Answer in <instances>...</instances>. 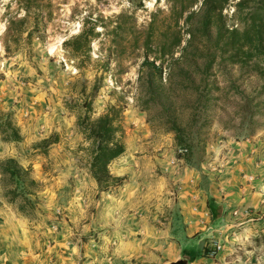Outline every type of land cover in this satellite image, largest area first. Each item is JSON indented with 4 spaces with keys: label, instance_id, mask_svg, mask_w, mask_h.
<instances>
[{
    "label": "rangeland",
    "instance_id": "rangeland-1",
    "mask_svg": "<svg viewBox=\"0 0 264 264\" xmlns=\"http://www.w3.org/2000/svg\"><path fill=\"white\" fill-rule=\"evenodd\" d=\"M236 1L222 12L228 25H234ZM29 4L35 7L31 16L36 15L38 23L32 40L29 45L21 41L17 50L5 54V18H20L23 11L15 0H0V115H8L21 137L19 142H3L0 136V163L13 159L28 171L24 177L35 182L30 186L0 175V264H166L160 251L163 241L178 249L173 229L177 197L194 187L196 179L200 187L206 185L204 166L226 155L231 158L232 151H243L241 158L251 160L253 169L264 167L262 81L245 68L216 64L208 78L213 87L208 88L207 104L204 97L198 101L199 94L192 90L172 91L168 101L156 98L142 110L145 95L136 80L141 51L131 46V40L146 33L151 19L155 35L168 38L180 27L186 40L184 31L198 18L184 24V14L174 25L170 0H30ZM199 6L200 0H195L190 11ZM92 24L98 34L88 59L79 53L72 60L62 42ZM95 84L91 118L110 106L121 109L125 151L113 161L114 168H121L120 175L113 168L109 172L125 180L107 192H99L88 175V143L76 130L75 113L65 109L75 108ZM163 106L169 107L167 112ZM168 118L176 119L186 135L185 148L175 145L173 134L163 125ZM254 177L249 173L244 179L251 182ZM22 190L29 193L25 198L16 195L12 202L5 195ZM133 208L144 212L133 213ZM131 219H138L143 228L131 229ZM123 241L129 249L139 247V256L113 262L111 253Z\"/></svg>",
    "mask_w": 264,
    "mask_h": 264
},
{
    "label": "trees",
    "instance_id": "trees-1",
    "mask_svg": "<svg viewBox=\"0 0 264 264\" xmlns=\"http://www.w3.org/2000/svg\"><path fill=\"white\" fill-rule=\"evenodd\" d=\"M15 0L19 10L23 11L20 18L12 16L5 18L6 27L3 32L2 46L5 54L17 50L23 41L29 45L33 31L37 29V20L31 12L30 0ZM36 1V0H32ZM195 0H170L171 12L175 14L174 25L184 16L183 23L187 24L198 18L193 26L184 31L186 40L180 33V27L167 38L165 34L157 36L152 32L153 19L146 28V33L138 39L131 40V46L141 51V63L137 70V82L142 85L145 99L141 102V109L146 110L148 103L156 98L168 101V95L173 91L184 93L194 91L198 101L204 97L208 102V78L213 67L218 65L238 66L247 69L262 81L264 90V0H237L233 4L232 18L234 25H228L223 10L232 0H200L199 9L190 11ZM178 6V8H177ZM153 17V15H152ZM95 24L87 31H80L75 36L62 42V48L72 59L77 60L79 53L89 57L91 41L97 37L94 32ZM116 33L114 28L112 34ZM25 34V38L22 35ZM184 42L182 47L181 43ZM13 49V50H12ZM214 65V66H213ZM82 66L78 62L77 69ZM144 73V77L141 75ZM164 73V78L162 77ZM97 82V80L95 81ZM199 86L202 90L199 92ZM98 85L92 87L89 96L79 104L65 106L69 112L75 113V126L82 139L88 143L85 148L87 163L85 168L90 178L95 182L99 192H107L123 185L124 178L112 176L108 170L111 162L123 155L125 147L122 141L123 130L121 126V109L110 106L107 111L96 118H91V99L97 92ZM215 89V86H214ZM191 92V91H190ZM177 97V96H176ZM199 103V102H197ZM165 112L169 107L163 106ZM163 125L173 134L177 147L185 148L187 137L180 129L176 119H164ZM0 136L3 142H19L18 129L14 126L8 115H0ZM47 139L42 143H47ZM187 152V150H186ZM27 170L18 167L13 159H6L0 163V175H7L11 180L17 179L32 186L35 182L24 177ZM21 179V180H20ZM7 192L6 196L13 198L28 194L27 190ZM31 205L28 199L25 200ZM211 216L219 218L221 208L208 203ZM22 211V208H18Z\"/></svg>",
    "mask_w": 264,
    "mask_h": 264
},
{
    "label": "crops",
    "instance_id": "crops-1",
    "mask_svg": "<svg viewBox=\"0 0 264 264\" xmlns=\"http://www.w3.org/2000/svg\"><path fill=\"white\" fill-rule=\"evenodd\" d=\"M232 153L231 158L227 159L226 155L222 161H213L207 168L203 167L201 173L206 175L205 186L200 187L199 179H196L194 187L177 197L178 211L173 229L176 230L175 246L178 249H174L170 241H163L166 244H162L160 251L166 263L185 258L189 264H264V242H261L264 237V167L260 165L253 169L251 160L241 158L243 151ZM116 166V162H111L108 170L113 168L115 175L119 176L121 168H114ZM241 172L245 175L241 176ZM249 173L255 177L246 182L244 178ZM208 203L221 208L219 218L211 216ZM162 209L165 210L163 206ZM138 212L144 211L133 208V213ZM139 220L143 221V218ZM139 220L131 219V229L142 226ZM169 220L167 229H170ZM146 229L149 230V225ZM214 241L222 244V250L213 258L205 256L204 248ZM129 248L125 241L117 242L111 253L113 262L119 261L118 258L122 261L139 256V247Z\"/></svg>",
    "mask_w": 264,
    "mask_h": 264
},
{
    "label": "built area",
    "instance_id": "built-area-1",
    "mask_svg": "<svg viewBox=\"0 0 264 264\" xmlns=\"http://www.w3.org/2000/svg\"><path fill=\"white\" fill-rule=\"evenodd\" d=\"M222 250V245L218 242L209 243L203 250L205 256L213 258Z\"/></svg>",
    "mask_w": 264,
    "mask_h": 264
},
{
    "label": "water",
    "instance_id": "water-1",
    "mask_svg": "<svg viewBox=\"0 0 264 264\" xmlns=\"http://www.w3.org/2000/svg\"><path fill=\"white\" fill-rule=\"evenodd\" d=\"M190 262L185 258H179L176 261L168 262L166 264H189Z\"/></svg>",
    "mask_w": 264,
    "mask_h": 264
}]
</instances>
